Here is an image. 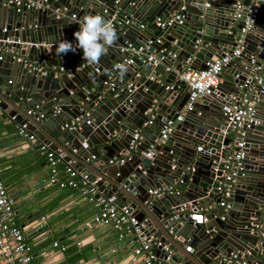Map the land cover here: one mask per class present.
<instances>
[{
    "label": "water",
    "instance_id": "95a60500",
    "mask_svg": "<svg viewBox=\"0 0 264 264\" xmlns=\"http://www.w3.org/2000/svg\"><path fill=\"white\" fill-rule=\"evenodd\" d=\"M3 1L0 0V48L8 46L11 52L0 59L1 109L10 117L18 119L20 124L26 122L28 128L36 129L37 137L43 144L59 153L78 172L85 173L89 180L98 177L95 181L99 188L104 190L105 185H110L103 193L114 195L119 207L125 206L138 222L146 224L144 235L158 237L172 246L183 257L185 264H211V261L214 264H225L222 258L229 256L234 250L245 253L249 258L248 264H255L252 259H256L257 264H264V125H252L243 130L244 157L238 170V180L232 183L230 197L234 202L228 210L239 211L238 222L230 224L227 218H215L221 220V229H218L211 223L213 214L218 215V211L189 215L190 211H197L205 204L204 201L207 202L206 194H217V205L220 194L212 184L221 180V177H215L212 172V160L218 154L223 156L231 149H237V140H234V147L220 150L221 146L227 145L231 140L219 133L223 128V120L217 111L224 101L213 106V114L219 116L218 121L207 120V114L200 108L194 107L192 112L186 113L184 119L176 124L174 132V135L182 138V142L164 144L150 160L149 169L140 168L139 174L135 173L134 178L124 177L120 172L113 176L102 168L92 169L86 162L91 156L100 159V148L113 150L117 145L123 144L122 153H125L135 131L143 134L130 161L140 160L141 152L159 136L163 123L181 111L188 91L184 82L176 79V69L168 70L163 75L162 82L158 79V73L152 78L141 76L131 92L126 88L120 90L118 86L104 91L97 86L91 90L85 87L83 75L94 79V82H103L95 78L93 73L96 74V69L112 71L113 65L120 61L118 57L126 53L122 48L132 43L130 36H134L137 43L151 40L156 49L165 48L166 51L177 53L175 58L166 55L162 61L163 67L176 63L183 65L188 57H194L193 63L202 62L200 67H203L206 61H212L213 57L222 56L224 52H231L236 47L249 0H243V8L237 17L236 0H46L47 7L43 8H26L12 3L3 5ZM182 2L187 15L181 23L173 21L159 27L152 22L149 25L153 30L152 37L145 36L144 30L138 27V22L144 24L156 18L168 19ZM103 7L108 8L107 14L102 13ZM77 9L76 19L69 21V17ZM144 11L146 14H143ZM113 12H116L121 23L113 26L116 40L98 63L89 64L85 61L82 49L79 48L61 56L55 54V41L66 39L76 43L73 40L74 32L78 30L79 21L85 15L100 14L107 20ZM259 16L264 19V0H261ZM128 18L136 20V23L125 26L123 19ZM156 37H160L161 44L154 43ZM258 43L260 52L257 59H260L264 50V36ZM16 52L20 58L14 54ZM251 58L252 55L247 54L244 48L239 57L223 67L220 76L235 60L244 64V74L235 75L229 80V93H239L238 85L251 73ZM3 59L9 60L11 68L4 67L7 61L3 62ZM75 64L84 65L72 76L56 74L55 71L46 72L47 67ZM139 65L140 61H136L134 68ZM13 76L14 82L11 80ZM173 81L174 84L170 87ZM179 86H185V90L180 91ZM72 89L73 93L70 92ZM138 96L143 97L142 102L137 101ZM211 96L213 93L201 97L208 108ZM152 105L156 114L163 106L168 110L164 118L154 117L151 123L143 127V123L149 119L147 110ZM28 111L31 113L28 114ZM77 116L85 117L76 128H65ZM149 127L156 129L152 136L146 135ZM197 146H202L201 150H197ZM204 156L210 157V162L205 167L208 172L207 182L201 184L194 181V172L183 175L184 183H196L201 190L198 198L191 199H195V202L185 211L179 212L177 218H173L175 206L191 200H180V195L173 194L150 195L143 186L145 183L139 185L137 182L139 176L145 178L144 175L149 173L159 178L157 185H171L193 159L199 161ZM158 157L162 158L161 166L156 163ZM110 158L111 156L104 161L101 157L99 162L108 164ZM166 176L168 178L165 180ZM175 188L179 191L183 189L181 186ZM238 192L243 194L241 200L236 198ZM237 201L241 203L240 207ZM202 214L207 218L206 221L202 220ZM199 229L202 232L197 231ZM193 236L200 239V242L192 244ZM174 261L175 256L172 263Z\"/></svg>",
    "mask_w": 264,
    "mask_h": 264
},
{
    "label": "built area",
    "instance_id": "2783aa9c",
    "mask_svg": "<svg viewBox=\"0 0 264 264\" xmlns=\"http://www.w3.org/2000/svg\"><path fill=\"white\" fill-rule=\"evenodd\" d=\"M46 0H4L3 5L12 3L15 6L24 5L26 8H43L47 7ZM116 2V1H115ZM205 5H208L205 3ZM243 8V0H236L235 3V16H239V12ZM261 10V0H249L246 6V15L243 19V27L239 32V39L237 40L236 47L231 52H224L222 56L213 57L212 61H206L203 67L192 66L194 57H188L185 64L181 65L182 68L178 74V79L182 80L188 91L186 102L181 111L175 117H169L162 125L159 136L149 142L144 151L141 152L143 158L152 160L159 149L165 144L169 137L175 132V127L178 122L184 119L186 113L194 110L195 102L198 98L212 94L220 80V74L223 67L231 60L239 57L244 49L242 37L250 31L259 17ZM102 13L107 14L108 8L103 7ZM187 15L185 4L182 2L178 9L172 13L168 19L161 20L156 18L155 25L163 27L171 24L173 21L181 23ZM76 19V14L72 13L70 16ZM110 22L112 26L115 23H121L117 19L116 12L110 14V17L105 20ZM254 21V22H253ZM125 26H130L134 23L131 18L123 19ZM138 27L144 29L145 25L139 23ZM4 30V29H3ZM7 43L9 40H4ZM75 44V42H72ZM154 43L161 44L160 37H156ZM37 46V44H35ZM126 53L122 59L113 65V70L110 71L107 78L103 80L102 91L113 89L116 87L114 74L120 73L125 66L134 67L136 61L141 64L149 63L153 66H158L164 60L166 55L172 58L177 56V53L166 51L165 48L155 49L153 41L147 40L145 43H129L127 47L122 48ZM10 47L4 46L0 48V59L6 54L10 53ZM252 68L251 73L246 75L241 84L238 85L239 93L228 97L220 106V114L223 120V128L219 133L226 137L229 134H234L236 143V150L225 153L223 156L218 154L212 160L211 170L215 177H221L216 184V189L220 194V199L217 206L222 210L218 215L213 214L212 218L225 219L226 212L231 208L229 201L232 192V183L238 180V170L241 165V160L244 157L242 135L243 130L252 125H264V119L259 117L256 110V104L264 99V51L260 59L251 58ZM121 65L122 69H117V65ZM84 64H75L70 66H58L55 68L56 74L65 73L72 76L74 73L80 71ZM97 70V69H96ZM142 74L135 71L132 79L120 90L126 88L131 92L134 84ZM148 78L153 76L146 75ZM172 87V85L170 86ZM156 102V100H154ZM154 105L148 108L149 119L143 123L146 127L151 123V119L155 117ZM1 112V107H0ZM31 112L28 111V114ZM88 113H85L87 116ZM85 116H77L72 120L70 125H65L67 129L76 128ZM40 117H43L40 114ZM19 133L31 141H36L33 133L28 131L27 123L20 124ZM142 139V132L135 131L133 138L129 143V149L119 157H111L108 160L109 164H124L133 158L134 149ZM225 147H231L228 143L221 146L220 150ZM202 146H197V150H201ZM41 154L46 158L49 165L48 181L50 183H57L60 187H71L78 189L85 198L98 206L97 213L93 216L92 222L96 224H106L115 230H126L134 235H140V242L134 246L130 261H141L143 264H155L158 260L162 264H184L177 258L176 250L159 240L152 235H144L143 229L146 227L144 222H138L137 219L130 214L125 206L119 207L115 202L114 195L101 196L98 194V186L95 180H89L85 173L78 172L69 162L64 163L62 156L55 150L48 148L45 144L39 146ZM94 159V156H91ZM62 163L67 177L64 180L58 178V167ZM187 174L195 172L194 167H188ZM145 172V171H143ZM183 178L179 177L171 185L160 186L154 189H149L150 195L173 194L180 195V191L175 188L176 184H183ZM192 202L181 203L176 205V210L173 218L178 217L179 212H183L191 206ZM210 207L201 206L197 211H190V216L193 214L204 213ZM202 220L206 221L207 218L202 214ZM53 245H58L57 241ZM160 252L162 254L160 255ZM176 257V261L172 263V258ZM248 258L245 253L239 250L232 251L229 256L223 257L222 261L225 264H248ZM0 261L1 264H34L33 253L31 245L26 241L22 228L16 223L15 211L13 207V199L8 194L2 174L0 172ZM253 263L257 264L255 261Z\"/></svg>",
    "mask_w": 264,
    "mask_h": 264
},
{
    "label": "crops",
    "instance_id": "0c3cea01",
    "mask_svg": "<svg viewBox=\"0 0 264 264\" xmlns=\"http://www.w3.org/2000/svg\"><path fill=\"white\" fill-rule=\"evenodd\" d=\"M78 11L77 9L74 13L77 15ZM143 14H146V11H144ZM74 20L75 19L69 17V21L73 22ZM155 20L156 19H153L151 22L144 23L145 28L143 30L145 36H153V30L149 28V25L152 24V22L155 23ZM134 23H136V20H134ZM139 23L140 22H138V24ZM263 36L264 19H261L259 16L254 27L242 37L243 42H245L243 45L247 54L257 58L260 52L258 40ZM129 38L132 40V43L138 42L134 36H130ZM73 40L75 39L73 38ZM14 54L19 58L21 57L17 52ZM122 57L123 56H120L118 58L121 60ZM4 61H7L4 67L6 69L11 68L12 64L8 62L9 60L3 59V62ZM163 65V62H161L158 66H153L149 63L141 64L135 68L125 66L120 73L114 74L115 83L119 89L123 88L132 79L135 71L140 72L142 76H153L155 73H158V79L162 82L164 80L163 75H165L168 70L176 69V79H178V74L182 68L179 63L166 67H163ZM202 65V62L192 63L194 67H200ZM243 68V62L235 60L233 64L226 69V72L220 76L219 84L213 92V96H211L209 108L204 105L202 98L197 99L195 102V109L200 108L203 113H206L207 120H219V116L221 117L220 110L217 111L219 116L213 114L215 111L213 106L236 94L229 93V80L235 75L244 74ZM51 71H55V67L46 68V72ZM109 73V71H105L104 69L99 71L96 70V74L93 73V76L95 78L97 77L99 80H104ZM14 79L15 76L11 77L13 82ZM82 79L85 80V87H89L91 90L97 86L100 89L103 88L102 82H94V79H89L86 75H83ZM173 84L174 81L171 82V85ZM182 87L183 86H179L180 91L185 90V86ZM72 91L73 89L70 90L71 93H73ZM142 100V96L137 97L138 102H142ZM95 106H97V104ZM167 110V107L163 106L159 113H155V117L164 118ZM256 110L259 117L264 119V99L256 104ZM197 114H200V112L197 111ZM19 128V120L10 117L1 109L0 172L7 192L13 199L16 223L22 228L26 241L31 245L34 264H143L141 261H130L132 250L134 246L140 242L141 236H136L126 230H115L106 224L93 223L92 218L97 213L98 206L89 202L76 188L60 187L57 183H50L48 181V176L50 174L49 165L46 158L40 152L39 146L42 144V141L38 139L35 131L36 129L33 127L28 128V131L33 133L36 137V141H31L19 133ZM155 133V127H149L146 135L152 136ZM226 137L231 138L229 144L234 147L232 142L235 140L234 134L231 133ZM179 141L182 142V138L173 133L165 142V145L169 143L173 145ZM123 148V144H119L113 150L101 148L99 150L102 159L105 161L110 156L116 157L115 155L118 154L122 156ZM100 159H92L90 157L86 162L90 164L89 167L92 169L93 167L98 169L102 168L109 171L113 176H116V173L120 172L122 176L130 178H134L135 173L139 174L140 168H144L145 170L149 169L150 164V160L143 158L142 155L140 160L134 159L123 165L109 163L101 164L99 162ZM156 161L159 166L163 164L161 157H158ZM63 162L67 163L64 160ZM209 162L210 157L206 156L200 158L199 161L194 159L191 161L189 167H194V173H196L194 175V181L201 184L207 182L208 172L205 170V167ZM59 166L62 167V163ZM184 174H187V169L182 171L180 177H183ZM144 176L145 178L139 176L140 178L137 179V182L139 185L145 183L143 186L147 188V192L149 191L148 188L154 189L161 186V184L157 185V181L159 180L158 177L152 176L149 173ZM62 177V175L58 176V178ZM167 178V176L164 177L165 180ZM97 179L98 177H96L95 180ZM216 185V182L212 184V186ZM176 186H181L183 188L182 191H180V197H178L180 200H184L185 198L191 200L197 197L198 192L201 190L196 183L194 184L192 182L183 183L181 185L176 184ZM108 188H110V185L107 184L104 190L106 191ZM104 190L98 187V194L105 196L103 193ZM242 197L243 194L241 192L236 193L237 200H241ZM205 198L207 202L204 201L205 204L202 206H211L205 213L210 214L216 211L222 213V210L218 208L215 203L218 198L217 194H206ZM193 201L195 202V199L191 200V202ZM229 201L231 205L234 202L231 197ZM237 204H239L240 207L241 203L237 201ZM234 210L236 209H232L231 212H226L225 218H227L230 224H236L240 217V215H238L239 211L236 210L235 212ZM211 223L218 229H221V220H215L214 218L211 220ZM187 230L189 231L190 229ZM201 230L202 229H199L197 231L202 232ZM55 240L58 243L56 246L53 245ZM192 242V244H197L200 242V239L193 236ZM177 258L182 262L184 261L181 255L177 254ZM255 260L256 259H252V261ZM155 264H162V261L158 260ZM211 264H214V261H211Z\"/></svg>",
    "mask_w": 264,
    "mask_h": 264
},
{
    "label": "clouds",
    "instance_id": "9594fccd",
    "mask_svg": "<svg viewBox=\"0 0 264 264\" xmlns=\"http://www.w3.org/2000/svg\"><path fill=\"white\" fill-rule=\"evenodd\" d=\"M254 22V21H253ZM79 29L74 32L76 43L66 39L55 41L53 48L55 54L61 56L68 52H75L77 48L82 49L83 59L89 64H96L104 56L108 48L116 40V32L110 22L100 14H88L79 21ZM122 69L121 65L116 66Z\"/></svg>",
    "mask_w": 264,
    "mask_h": 264
},
{
    "label": "trees",
    "instance_id": "16d2710c",
    "mask_svg": "<svg viewBox=\"0 0 264 264\" xmlns=\"http://www.w3.org/2000/svg\"><path fill=\"white\" fill-rule=\"evenodd\" d=\"M62 175V178H59L60 180H64L67 177V173L64 170V167H58V176Z\"/></svg>",
    "mask_w": 264,
    "mask_h": 264
}]
</instances>
